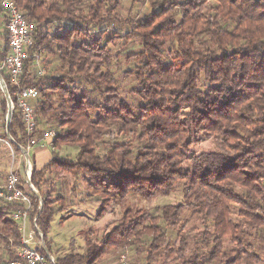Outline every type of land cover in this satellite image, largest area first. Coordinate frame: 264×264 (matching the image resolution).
Here are the masks:
<instances>
[{
    "label": "trees",
    "instance_id": "1",
    "mask_svg": "<svg viewBox=\"0 0 264 264\" xmlns=\"http://www.w3.org/2000/svg\"><path fill=\"white\" fill-rule=\"evenodd\" d=\"M13 2L35 26L21 87L38 91L37 122L58 129L52 152L78 149L74 161L52 157L42 168H31L37 194L27 190L28 217L46 251L51 253L53 215L64 206L46 175L80 180L88 196L100 201L98 217L111 202L123 206L129 196L151 201L180 192L184 203L161 206L155 216L126 209L112 230L87 243L83 255L54 258V264H100L127 247L138 254L145 250V264L158 258L164 264H260L249 241L264 243V0H153L148 13L125 20L116 16L120 0ZM110 26L116 28L112 34L105 28ZM2 40L0 64L8 54L5 29ZM134 42L138 48L125 56L134 66L124 77L134 82L129 92L137 108L117 88L110 48L120 44L126 52ZM44 55L56 62L58 75L37 78L29 71ZM1 78L14 110L7 135L4 125L0 131L11 139V152L22 157L28 136L16 109V88L5 72ZM1 97L6 116L0 91ZM205 140L214 150L195 153L193 147ZM16 173L26 191L24 167ZM18 208L23 206L0 201L6 246L0 264L15 259L20 233L11 214ZM186 213L204 226L190 253L181 236ZM168 231L180 235L177 247L166 243Z\"/></svg>",
    "mask_w": 264,
    "mask_h": 264
},
{
    "label": "rangeland",
    "instance_id": "2",
    "mask_svg": "<svg viewBox=\"0 0 264 264\" xmlns=\"http://www.w3.org/2000/svg\"><path fill=\"white\" fill-rule=\"evenodd\" d=\"M134 5L131 7L132 2ZM153 0H120L119 9L116 11V16L120 20L127 18L137 19L148 13L149 8ZM0 21H2V14L0 12ZM69 27L68 24H65ZM4 26L0 23V33L4 32ZM111 34L115 31V27H105ZM91 32L95 35L99 33L96 28H91ZM122 35L125 29L121 30ZM3 44L1 39L0 47ZM111 52L114 59L113 66V77L116 80L117 88L120 94L126 98L135 108L139 106L138 100L130 94V89L133 87L132 78L124 77V74L131 70L134 65L125 63V56L128 52H131L138 48V44L134 42L130 45V48L124 52L120 49V44L110 45ZM57 64L53 59L44 56H37L35 63L30 67L29 71L32 75L37 78L49 75H58ZM39 72L42 75L39 76ZM4 97V96H3ZM2 99V97L0 98ZM5 118L0 113V127L5 124ZM38 134L35 135L37 138L40 134L45 131L54 130L58 132L55 125H45L37 122ZM210 140H205L201 144L194 146L193 151L195 153L210 152L214 150V146L210 143ZM49 145L47 146V144ZM50 143H42L39 146L31 148L28 151L29 162L32 166H39L43 163V158L47 154L52 157L62 160L74 161L75 156L78 153V149L74 147H61L59 151L52 152L50 149ZM1 144V143H0ZM49 147L43 149L42 147ZM10 147L7 145H0V187L4 185L9 172H22L24 167L23 156H17L11 154ZM39 150V151H38ZM51 150V151H50ZM48 152V153H46ZM48 182L50 183V189L54 191V196H60L63 198L64 206L60 209L61 211L56 212L51 223V230L47 235V240L50 243V252L54 258H62L66 255L78 254L83 255L87 249V243L99 241L101 237L112 230L119 222L123 212L126 209L130 210H145L152 215L157 214L158 208L164 205H181L183 203L182 195L180 192H175L169 196H163L155 198L151 201H145L138 197L129 196L123 206L117 205L111 202L107 211L98 217L100 201L98 198L89 197L88 193L77 178H73L69 175L62 174H49L46 175ZM47 188V187H46ZM37 193V192H36ZM58 208V205H55ZM186 226L184 232H181V236L186 240L188 244L187 253L192 252L196 245V242L200 241L204 231V226L198 222L196 218H192L189 213H186ZM29 224L32 222L29 221ZM26 224V232L28 233L29 225ZM166 243L172 247H177L180 241V235H177L175 231H168V238ZM147 239L145 240V243ZM251 248L261 258V263L264 264V243L255 241L254 239L249 241ZM3 241L0 239V255H5L6 246L3 245ZM200 244V243H198ZM45 247V245H44ZM224 247L226 251L231 249L229 243L225 242ZM124 254L129 260L130 264H145V250H141L138 254L135 249L127 247L112 252L109 256L104 258L100 264H119V256ZM152 264H164L163 259H156ZM167 264H179L178 261H170Z\"/></svg>",
    "mask_w": 264,
    "mask_h": 264
},
{
    "label": "built area",
    "instance_id": "3",
    "mask_svg": "<svg viewBox=\"0 0 264 264\" xmlns=\"http://www.w3.org/2000/svg\"><path fill=\"white\" fill-rule=\"evenodd\" d=\"M0 12L3 17V26L6 33L8 54L5 55L4 61L0 64L1 72H5L8 76L9 83L16 88V109L20 112L23 129L28 136V144L22 150L24 163V180L27 184V189L20 188V180L17 173L10 171L3 186L0 187V201L9 203H18L23 208H18L11 214V219L18 224V231L20 233L19 244L15 248V259L4 262L3 264H54V256L45 251V254L39 252V248H45L42 241V235L37 230L35 220L29 224V196L28 191L31 190L37 194L36 190L30 183L31 165L28 158V151L31 148L39 146L42 143L51 142L56 136L54 130L42 132L37 138V117L35 114V102L38 99V91L35 88H22V75L25 61L29 58V50L34 42L35 26L29 24L24 15L17 9L13 0H0ZM42 72H39L41 75ZM4 83V81H3ZM4 87H7L4 83ZM2 88L0 87V91ZM8 93V92H7ZM10 99V97H9ZM10 110L13 112L14 104L10 99ZM6 114L4 130L6 122L8 121ZM6 135V132H5ZM11 139L3 137L0 131V143L10 147ZM11 150V149H9ZM27 155L24 156L25 154ZM13 155V153L11 152ZM29 225L28 233L26 232V224ZM119 264H130L127 257L122 254L119 256Z\"/></svg>",
    "mask_w": 264,
    "mask_h": 264
},
{
    "label": "water",
    "instance_id": "4",
    "mask_svg": "<svg viewBox=\"0 0 264 264\" xmlns=\"http://www.w3.org/2000/svg\"><path fill=\"white\" fill-rule=\"evenodd\" d=\"M0 87L2 88V90H1V92H2V94H3V96H4V99H5V101H6V106H7V116H8V121L6 122V126H5V132H6V135H7V133H8V125H9V123H10V118H11V115H12V112H11V108H10V99H9V95H8V93H7V90L5 89V87H4V83H3V80H2V78H1V76H0ZM25 154V153H24ZM24 156H26V158H27V155L25 154ZM45 249V248H44ZM45 251H46V249H45Z\"/></svg>",
    "mask_w": 264,
    "mask_h": 264
},
{
    "label": "crops",
    "instance_id": "5",
    "mask_svg": "<svg viewBox=\"0 0 264 264\" xmlns=\"http://www.w3.org/2000/svg\"><path fill=\"white\" fill-rule=\"evenodd\" d=\"M0 23L2 24V21H0ZM2 36H3V34H2V32L0 33V43H1V39H2ZM49 145V143L47 144V146ZM47 146H45V147H42V148H40V149H42V151L44 152V150L43 149H48L49 147H47ZM39 151V150H38ZM51 151V150H50ZM46 153H48V152H46ZM50 154H47L46 155V157H44L43 158V163L41 164V165H39L38 167L37 166H35L34 165V167L36 168V169H40V168H42L49 160H50Z\"/></svg>",
    "mask_w": 264,
    "mask_h": 264
}]
</instances>
